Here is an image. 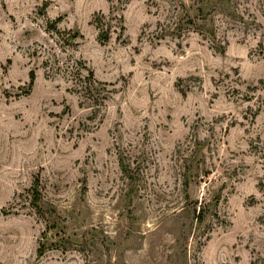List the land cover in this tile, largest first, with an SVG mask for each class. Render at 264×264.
<instances>
[{
	"label": "rangeland",
	"instance_id": "1",
	"mask_svg": "<svg viewBox=\"0 0 264 264\" xmlns=\"http://www.w3.org/2000/svg\"><path fill=\"white\" fill-rule=\"evenodd\" d=\"M0 264H264V0H0Z\"/></svg>",
	"mask_w": 264,
	"mask_h": 264
},
{
	"label": "trees",
	"instance_id": "2",
	"mask_svg": "<svg viewBox=\"0 0 264 264\" xmlns=\"http://www.w3.org/2000/svg\"><path fill=\"white\" fill-rule=\"evenodd\" d=\"M105 21V20H104ZM122 21L123 19H120L118 21V24L120 25L121 27V30L124 31L125 30V27L122 25ZM96 23H97V28L99 29V38L106 42V41H109L111 39V32L110 30L112 29V24L110 23H103V19H97L96 20ZM79 37V34H75L74 36H70V39L71 40H74V39H77ZM81 65V66H80ZM86 69L88 71V74L87 76L85 77V75L83 74L82 72V69ZM72 74L75 75V73L77 74L78 77L80 78H85V81H83V84H75V89H79L80 88V91H85L84 94H86V92H89L90 89H91V85L92 83L96 82V79L94 77V72L93 71H90L84 64V62H77L75 65L72 66ZM36 80H37V75H36V72L35 71H31L30 72V83H29V89L32 90L35 83H36ZM29 90V91H30Z\"/></svg>",
	"mask_w": 264,
	"mask_h": 264
}]
</instances>
